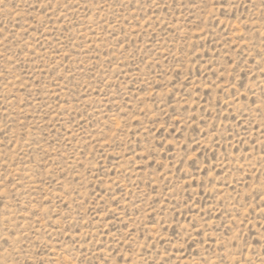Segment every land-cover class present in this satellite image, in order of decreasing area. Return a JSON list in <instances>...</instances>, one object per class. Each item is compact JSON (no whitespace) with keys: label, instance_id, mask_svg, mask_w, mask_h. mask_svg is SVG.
I'll return each mask as SVG.
<instances>
[{"label":"rangeland","instance_id":"rangeland-1","mask_svg":"<svg viewBox=\"0 0 264 264\" xmlns=\"http://www.w3.org/2000/svg\"><path fill=\"white\" fill-rule=\"evenodd\" d=\"M0 264H264V0H0Z\"/></svg>","mask_w":264,"mask_h":264}]
</instances>
